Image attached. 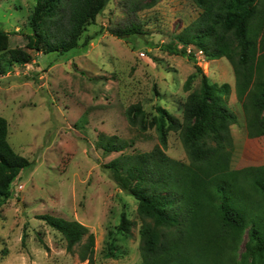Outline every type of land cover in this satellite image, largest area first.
<instances>
[{"label":"rangeland","instance_id":"1","mask_svg":"<svg viewBox=\"0 0 264 264\" xmlns=\"http://www.w3.org/2000/svg\"><path fill=\"white\" fill-rule=\"evenodd\" d=\"M35 5L36 0H0V29L9 48L32 56V63L0 74V116L8 120L15 152L35 163L12 184V199L2 209L0 264H89L80 260V246L69 252L62 234L37 218L46 214L78 221L94 234V264H143L138 201L106 167L122 154L148 153L159 145L156 127L150 126L156 108L182 120L190 94L184 84L196 72L195 64L163 45L201 10L192 0H111L86 27L79 47L60 55L26 48ZM132 23L145 34L119 39L111 33ZM188 50L210 83L231 87L226 101L237 116L231 127L232 168L264 165V137H248L231 64L225 58L209 61L194 47ZM200 82L196 77L193 90ZM136 104L147 114L145 132L128 121L127 111ZM101 134L133 141L134 147L105 153L98 145ZM166 154L190 162L179 132L169 133ZM123 213L133 223L130 234L117 232Z\"/></svg>","mask_w":264,"mask_h":264},{"label":"trees","instance_id":"2","mask_svg":"<svg viewBox=\"0 0 264 264\" xmlns=\"http://www.w3.org/2000/svg\"><path fill=\"white\" fill-rule=\"evenodd\" d=\"M110 1L36 0L26 48L43 54L73 52L86 27ZM192 1L200 15L163 45L171 55L195 64L196 72L184 84L190 94L183 104L182 120L156 108L157 117L150 126L156 127L159 145L148 153L122 154L106 168L117 185L138 201L143 264H264V165L232 168L231 127L237 124V116L226 101L231 87L210 83L197 56L188 50L194 47L209 61L227 59L246 115L248 137H264V0ZM111 33L119 39L145 34L134 23ZM0 54V74L7 67L32 63L25 49L9 48L2 29ZM199 76L200 86L193 90ZM127 117L133 128L147 131L141 104L131 106ZM171 131L180 133L189 163L166 154ZM8 136V120L0 116V220L4 205L12 199V184L35 165L15 152ZM134 144L105 134L98 142L109 154L125 153ZM37 218L62 234L69 252L80 246V260L94 264L95 236L86 226L50 214ZM132 226L123 213L117 232L130 234Z\"/></svg>","mask_w":264,"mask_h":264},{"label":"built area","instance_id":"3","mask_svg":"<svg viewBox=\"0 0 264 264\" xmlns=\"http://www.w3.org/2000/svg\"><path fill=\"white\" fill-rule=\"evenodd\" d=\"M23 186H20V188H22Z\"/></svg>","mask_w":264,"mask_h":264},{"label":"clouds","instance_id":"4","mask_svg":"<svg viewBox=\"0 0 264 264\" xmlns=\"http://www.w3.org/2000/svg\"><path fill=\"white\" fill-rule=\"evenodd\" d=\"M201 53V52H200Z\"/></svg>","mask_w":264,"mask_h":264}]
</instances>
